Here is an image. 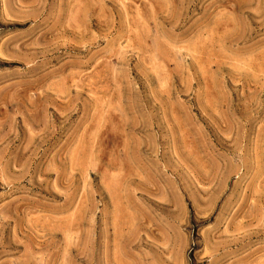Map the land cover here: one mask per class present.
Returning a JSON list of instances; mask_svg holds the SVG:
<instances>
[{
	"label": "rangeland",
	"instance_id": "1",
	"mask_svg": "<svg viewBox=\"0 0 264 264\" xmlns=\"http://www.w3.org/2000/svg\"><path fill=\"white\" fill-rule=\"evenodd\" d=\"M0 264H264V0H0Z\"/></svg>",
	"mask_w": 264,
	"mask_h": 264
}]
</instances>
